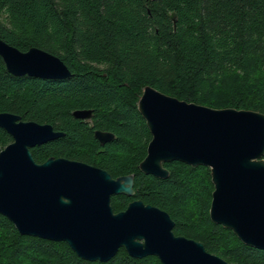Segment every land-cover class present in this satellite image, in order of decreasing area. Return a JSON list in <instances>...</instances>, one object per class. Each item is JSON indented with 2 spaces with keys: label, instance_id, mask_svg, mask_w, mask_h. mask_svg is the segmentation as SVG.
<instances>
[{
  "label": "trees",
  "instance_id": "16d2710c",
  "mask_svg": "<svg viewBox=\"0 0 264 264\" xmlns=\"http://www.w3.org/2000/svg\"><path fill=\"white\" fill-rule=\"evenodd\" d=\"M0 37L21 50L52 52L71 71L64 78L16 75L0 56V111L63 131L31 147L36 161L92 162L98 153L96 164L113 176L134 175L132 196H111L114 211L139 198L166 210L174 233L201 240L208 251L233 264H264V249L210 219L209 166L173 159L164 162L166 177L139 169L151 134L137 107L149 84L187 101L264 113V0H0ZM78 108H90L93 127L114 138L101 146L72 115ZM11 140L0 127V149ZM0 264L162 263L123 247L106 261L87 260L63 240L21 234L0 213Z\"/></svg>",
  "mask_w": 264,
  "mask_h": 264
},
{
  "label": "water",
  "instance_id": "95a60500",
  "mask_svg": "<svg viewBox=\"0 0 264 264\" xmlns=\"http://www.w3.org/2000/svg\"><path fill=\"white\" fill-rule=\"evenodd\" d=\"M8 72L45 78L71 74L56 54L38 46L21 50L0 37ZM137 107L151 132L139 169L157 177L173 159L210 167V219L245 244L264 249V113L212 107L180 99L147 84ZM89 108L72 110L78 117ZM0 127L12 137L0 149V213L21 234L63 240L87 260L106 261L120 247L129 255H156L162 264H233L201 240L176 234L170 214L141 199L114 211L111 195L133 194V174L116 177L95 165L61 156L38 162L31 147L59 136L49 122L0 111ZM101 142L112 137L96 131Z\"/></svg>",
  "mask_w": 264,
  "mask_h": 264
},
{
  "label": "flooded vegetation",
  "instance_id": "af4514ba",
  "mask_svg": "<svg viewBox=\"0 0 264 264\" xmlns=\"http://www.w3.org/2000/svg\"><path fill=\"white\" fill-rule=\"evenodd\" d=\"M139 98V97H138ZM90 109V108H89ZM140 112V111H139ZM71 113H72V115L73 116H75L74 114H73V112L71 111ZM75 117H78V116H75ZM78 118H81L84 122H86L87 124H88V126L89 127H92V134H93V136L98 140V142H99V144L101 145V146H103L107 141H109V140H112L113 138H114V133L111 131V130H107V129H103V128H99V127H93V123H94V119H93V111L91 110L90 111V114L88 115V116H86V117H78ZM143 119H144V117H143ZM144 121H145V119H144ZM145 123H146V121H145ZM53 126V125H52ZM147 128H148V126H147ZM53 129L54 130H56V131H62V130H59V129H56V128H54L53 127ZM148 130H149V128H148ZM96 131H108V132H111V133H113V135H112V137L110 138V139H108V140H105V141H103V142H101V140L95 135V132ZM149 132H150V130H149ZM62 133H63V131H62ZM150 134H151V132H150ZM62 135V134H61ZM152 136V135H151ZM151 138V137H150ZM150 138L147 140L148 142H149V140H150ZM148 142H146L147 144H146V149H147V145H148ZM101 149H103V148H101ZM101 155H99L98 153H94V155H93V161L92 162H87V161H84V160H81V159H76V158H70V159H75V160H80V161H83V162H86V163H89V164H92V165H95V166H97V167H100V168H102V169H105V170H107L106 168H104L103 166H100L99 164H96V163H98V160L100 159L99 157H100ZM145 156V155H144ZM61 157H65V156H61ZM66 158H69V157H66ZM163 164H164V162H163ZM165 166V165H164ZM166 167V166H165ZM108 171V170H107ZM109 172V171H108ZM110 173V172H109ZM111 174V173H110ZM122 174H129V173H117L115 176H113L112 174V177H116V176H118V175H122ZM132 174V173H131ZM133 177H134V175H133ZM133 189H134V183H133ZM133 193H134V191H133ZM114 195V194H113ZM133 195V194H132ZM132 195H129V196H132ZM112 196V195H111ZM133 199H139V198H132L131 200H133ZM130 200V201H131ZM129 202V201H128ZM127 202V203H128ZM127 205V204H126ZM125 208V207H124ZM123 208V209H124Z\"/></svg>",
  "mask_w": 264,
  "mask_h": 264
}]
</instances>
